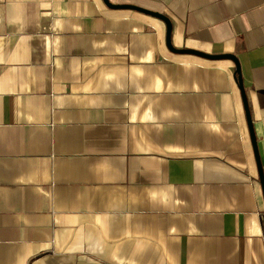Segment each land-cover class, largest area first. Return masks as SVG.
I'll list each match as a JSON object with an SVG mask.
<instances>
[{
	"label": "crops",
	"instance_id": "crops-1",
	"mask_svg": "<svg viewBox=\"0 0 264 264\" xmlns=\"http://www.w3.org/2000/svg\"><path fill=\"white\" fill-rule=\"evenodd\" d=\"M241 64L264 168V0H110ZM232 59L104 0H0V264H264Z\"/></svg>",
	"mask_w": 264,
	"mask_h": 264
},
{
	"label": "water",
	"instance_id": "water-1",
	"mask_svg": "<svg viewBox=\"0 0 264 264\" xmlns=\"http://www.w3.org/2000/svg\"><path fill=\"white\" fill-rule=\"evenodd\" d=\"M105 3L110 6V7H114V8H134L137 10H140L142 12L154 15L156 17L161 18L167 25V43L169 48L177 53H188V54H195V55H199L205 58H209V59H232L235 64H236V74L238 77V81H239V86L241 88V92H242V96H243V101H244V105H245V110H246V115H247V120H248V124H249V128H250V133H251V138H252V143H253V147L255 150V155H256V159H257V163H258V168H259V173H260V180H261V184H262V189H263V193H264V168H263V164L261 161V156L259 153V148H258V143H257V136H256V132L254 129V125H253V118H252V114H251V108L249 105V100H248V96L244 87V82H243V75H242V71H241V64L239 62L238 57L235 54H231V53H223V54H211V53H206L197 49H192V48H177L173 45L172 42V29H173V22L171 20V18L161 12H157V11H153V10H149L137 5H133V4H114L112 3L110 0H104Z\"/></svg>",
	"mask_w": 264,
	"mask_h": 264
}]
</instances>
